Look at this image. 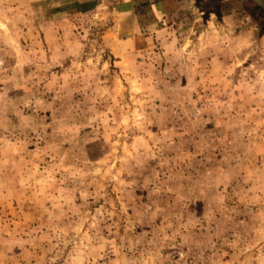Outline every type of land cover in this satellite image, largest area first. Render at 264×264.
Returning a JSON list of instances; mask_svg holds the SVG:
<instances>
[{
  "label": "rangeland",
  "instance_id": "1",
  "mask_svg": "<svg viewBox=\"0 0 264 264\" xmlns=\"http://www.w3.org/2000/svg\"><path fill=\"white\" fill-rule=\"evenodd\" d=\"M212 1L124 54L0 0V264H264V9Z\"/></svg>",
  "mask_w": 264,
  "mask_h": 264
},
{
  "label": "crops",
  "instance_id": "2",
  "mask_svg": "<svg viewBox=\"0 0 264 264\" xmlns=\"http://www.w3.org/2000/svg\"><path fill=\"white\" fill-rule=\"evenodd\" d=\"M242 1L245 3L246 0ZM31 2L40 6L42 16H45L48 24L70 16L92 14L98 9L111 5L112 2L116 9L114 37L127 38V45L123 47L124 54L145 52L149 49L151 40L162 37L167 30H173L172 24L184 21V17H189L194 9L193 0H31ZM240 2V0H222V4L227 3L233 7V11L228 13L231 15L226 18H233L234 22L237 20L234 15H238L237 12L240 11ZM145 5L149 6L147 10L156 11L154 15L156 14L157 18L142 20L139 9ZM160 11H165L167 19L160 17ZM128 39L131 45L128 44L130 42ZM130 46L132 50L128 49Z\"/></svg>",
  "mask_w": 264,
  "mask_h": 264
},
{
  "label": "trees",
  "instance_id": "3",
  "mask_svg": "<svg viewBox=\"0 0 264 264\" xmlns=\"http://www.w3.org/2000/svg\"><path fill=\"white\" fill-rule=\"evenodd\" d=\"M220 2H221V0H213L212 2H211V5H210V7H212V8H214V9H216V8H218L217 9V11H219V6H220ZM213 5V6H212ZM149 6H147V5H145V6H143L142 8H140L139 10H140V17L142 18V20H146V19H149V18H151V17H155V18H157V15L155 14L154 15V13H156V11H154V10H147V8H148ZM207 8H208V6H206L204 9L205 10H207ZM216 11V10H215ZM160 17L161 18H163V19H167V17H165V11L163 12V11H160ZM144 18V19H143ZM263 21H264V18H263ZM263 31V30H262ZM264 34V32H262V35ZM142 40V39H141ZM128 41H130L129 39H128ZM121 42H122V44L124 45V47L127 45L126 43H127V38H123V37H121ZM131 43V41L128 43V44H130ZM131 45V44H130ZM129 50H132V46H130L129 48H128ZM127 48H125V50H128Z\"/></svg>",
  "mask_w": 264,
  "mask_h": 264
},
{
  "label": "water",
  "instance_id": "4",
  "mask_svg": "<svg viewBox=\"0 0 264 264\" xmlns=\"http://www.w3.org/2000/svg\"><path fill=\"white\" fill-rule=\"evenodd\" d=\"M254 4L264 9V0H251Z\"/></svg>",
  "mask_w": 264,
  "mask_h": 264
}]
</instances>
